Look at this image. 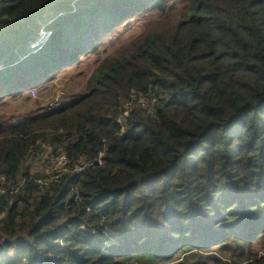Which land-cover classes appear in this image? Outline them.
Instances as JSON below:
<instances>
[{"label":"trees","instance_id":"1","mask_svg":"<svg viewBox=\"0 0 264 264\" xmlns=\"http://www.w3.org/2000/svg\"><path fill=\"white\" fill-rule=\"evenodd\" d=\"M144 19L81 90L0 117V264H264V0H0V100ZM45 145L83 172L39 184Z\"/></svg>","mask_w":264,"mask_h":264},{"label":"rangeland","instance_id":"2","mask_svg":"<svg viewBox=\"0 0 264 264\" xmlns=\"http://www.w3.org/2000/svg\"><path fill=\"white\" fill-rule=\"evenodd\" d=\"M149 23V19L132 21L131 25L126 26L113 35L110 41L105 40L101 44V50L84 58L78 67L58 72L49 83L39 88L30 89L18 97H7L0 100V117L5 119V123H16L26 116L47 109L46 107L52 108L56 106L62 100L67 99L70 92L83 88L87 76L106 52L112 51L117 46L123 45L136 37ZM144 103H147V101H144ZM131 107H138V105L134 101L126 104L119 118L120 123L121 118L127 114ZM49 151L50 149L46 148L44 153L31 161V170L33 172L48 175L53 172L67 170L60 160L51 156ZM76 170L80 171L81 169L77 168Z\"/></svg>","mask_w":264,"mask_h":264},{"label":"built area","instance_id":"3","mask_svg":"<svg viewBox=\"0 0 264 264\" xmlns=\"http://www.w3.org/2000/svg\"><path fill=\"white\" fill-rule=\"evenodd\" d=\"M133 101L136 102V104L142 108H146L148 107L149 105H153L155 103V98L154 97H142V96H139L138 98L136 97H133ZM132 101V102H133ZM144 101H147V103H144ZM145 106V107H144ZM119 121V120H118ZM46 148H49L50 151L49 153L51 154V156L55 159H58L62 162V165H64V168L66 169L67 168V165H68V160L66 159V157L64 155H59V156H55V154L53 153V148L50 147V146H43L42 149L36 153V154H31L30 155V158L28 159V164H29V168L31 170L32 166H31V161L33 159H35L37 156H40L42 153H44L46 151ZM97 162L100 163L101 160L100 158L97 159ZM77 168H80L81 170L80 171H77L76 169ZM85 168V165L83 163H79L78 165H76L74 167L73 170H69L67 169L66 171H63V172H53L51 174H48V175H44L42 174L43 176H47L49 177L47 180H42V179H38L37 182L39 184H42V185H50L53 181H55L56 179H58L60 176H62L63 174H67V173H72L73 175L74 174H80L81 172H83ZM32 171V170H31ZM36 173H39V172H36ZM41 174V173H40Z\"/></svg>","mask_w":264,"mask_h":264}]
</instances>
